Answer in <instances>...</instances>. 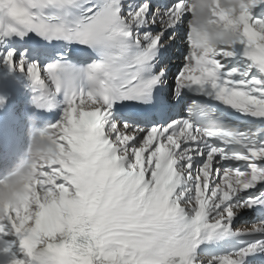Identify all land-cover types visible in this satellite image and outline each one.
Instances as JSON below:
<instances>
[{
	"label": "snow or ice",
	"instance_id": "obj_1",
	"mask_svg": "<svg viewBox=\"0 0 264 264\" xmlns=\"http://www.w3.org/2000/svg\"><path fill=\"white\" fill-rule=\"evenodd\" d=\"M256 2L234 43L198 55L188 0H0V66L31 81L38 109L59 110L58 153L0 219V242L15 236L23 254L11 264H244L264 248ZM247 213L255 222L236 228ZM228 234L260 239L199 250Z\"/></svg>",
	"mask_w": 264,
	"mask_h": 264
},
{
	"label": "clouds",
	"instance_id": "obj_2",
	"mask_svg": "<svg viewBox=\"0 0 264 264\" xmlns=\"http://www.w3.org/2000/svg\"><path fill=\"white\" fill-rule=\"evenodd\" d=\"M246 4L251 6V0H188L190 51L198 55L211 54L222 45L234 43L238 32L233 21ZM220 14L224 15V20L219 19ZM29 138L24 158L0 177V219L7 206L15 207L28 196L26 185L32 179V166L36 161L53 157L59 151L48 126L30 127Z\"/></svg>",
	"mask_w": 264,
	"mask_h": 264
},
{
	"label": "bare ground",
	"instance_id": "obj_3",
	"mask_svg": "<svg viewBox=\"0 0 264 264\" xmlns=\"http://www.w3.org/2000/svg\"><path fill=\"white\" fill-rule=\"evenodd\" d=\"M250 15H251V17L253 19L260 15L261 16L260 20H264V0H257V2L250 8ZM177 58H178L177 63L181 64L182 60L179 59V55H178ZM0 68L4 69V70H8L6 67H3V66H0ZM173 68H176V67H173ZM173 68L169 67V70H170L171 74H173V72L171 71V70H173ZM17 73H19V72H17ZM18 137L21 139L22 146H23L24 150L26 151L27 148H28L29 143L25 142L24 133L23 134L20 133L18 135ZM234 226L236 228H240L241 227V225H234ZM246 227H248V226H246ZM3 239H5L7 242H9V245H10V246H7V245L3 244L2 247H1V249L3 247H5V246L10 248V251L7 252V254L9 255V258H10V261L8 263L11 264V260L13 259V257L22 258L23 254H22V252L20 250L19 244L15 241L14 236H11V235L10 236H6ZM0 251H2V250H0Z\"/></svg>",
	"mask_w": 264,
	"mask_h": 264
},
{
	"label": "rangeland",
	"instance_id": "obj_4",
	"mask_svg": "<svg viewBox=\"0 0 264 264\" xmlns=\"http://www.w3.org/2000/svg\"><path fill=\"white\" fill-rule=\"evenodd\" d=\"M179 55V59H181L182 60V57H180V55H181V52L178 54ZM178 55H176V52L174 53V58H173V60L171 61V62H173L174 64H175V66L174 67H176V66H179V65H181V64H178L177 63V60H178ZM180 60V61H181ZM250 216H245V219H248V220H245V221H247L245 224H250V223H253V218H249ZM251 225V224H250Z\"/></svg>",
	"mask_w": 264,
	"mask_h": 264
}]
</instances>
